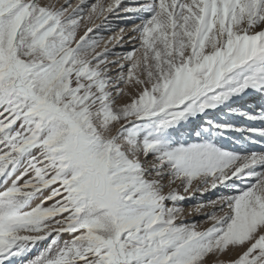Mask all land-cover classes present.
Wrapping results in <instances>:
<instances>
[{"label":"snow or ice","instance_id":"snow-or-ice-1","mask_svg":"<svg viewBox=\"0 0 264 264\" xmlns=\"http://www.w3.org/2000/svg\"><path fill=\"white\" fill-rule=\"evenodd\" d=\"M250 97L264 0H0V264H264Z\"/></svg>","mask_w":264,"mask_h":264},{"label":"rangeland","instance_id":"rangeland-1","mask_svg":"<svg viewBox=\"0 0 264 264\" xmlns=\"http://www.w3.org/2000/svg\"><path fill=\"white\" fill-rule=\"evenodd\" d=\"M78 2H79V0H73V5H75ZM89 2L91 3V2H93V0H89ZM106 2H111V0H106ZM122 3L126 6H132L136 3V0H122ZM122 15H123V13H120V16H122ZM87 26H91L94 29V32L91 33L90 35H92L94 38H97V39L103 38L102 43H101V48H103L104 45L108 43L109 37H118L120 35L119 30L121 28L130 29L132 27V22L128 21V20L121 19V18H119V16L109 14V19L107 21H105L103 18H101L99 20H96L92 24H87V22L82 23L81 28L78 32V35H83ZM128 35H131V33L128 32L125 35V40L122 41L120 43V45L114 47V50L117 53L126 54L127 52L132 50V44L127 42ZM137 46H138V44H137ZM109 47H113V45H109ZM113 58H115V57H113ZM249 101H250V106L254 107L257 111L260 110V105L264 104V101L260 100L258 97H250ZM184 138L186 139L187 137H184ZM227 146L229 148L234 147L237 150L240 147V145H235L234 141H230ZM252 147L254 150H259L261 146L260 145H254ZM206 196H208L212 199L216 198L211 193L206 194ZM194 202L195 201H193V203ZM186 219L188 220V222H196V221H199L200 217H192V216L186 215ZM44 247H45V244L38 245L36 247L34 253H33V256L38 255L44 249ZM225 258H227V257H225ZM211 259L212 258L210 257L209 258L210 262H211Z\"/></svg>","mask_w":264,"mask_h":264}]
</instances>
